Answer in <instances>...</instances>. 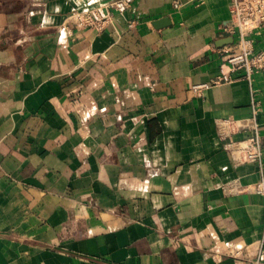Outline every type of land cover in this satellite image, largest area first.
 <instances>
[{"label":"crops","instance_id":"1","mask_svg":"<svg viewBox=\"0 0 264 264\" xmlns=\"http://www.w3.org/2000/svg\"><path fill=\"white\" fill-rule=\"evenodd\" d=\"M107 1L0 0V264H264V70L261 160L235 164L253 130L218 125L254 116L249 81L193 89L234 42L231 0L80 22Z\"/></svg>","mask_w":264,"mask_h":264},{"label":"built area","instance_id":"2","mask_svg":"<svg viewBox=\"0 0 264 264\" xmlns=\"http://www.w3.org/2000/svg\"><path fill=\"white\" fill-rule=\"evenodd\" d=\"M132 0H111L99 3L83 12H78L80 22L92 25L98 29L104 28L112 20L114 10L123 11ZM177 6L180 2L175 3ZM231 20L223 29L234 36V42L228 49H223L224 61L220 73L209 82L195 84L193 89L201 90L214 84L229 82L245 78L251 85L252 106L254 116L251 118L228 119L219 118L218 125L222 133L230 134L236 128H251L253 131L244 141H233L230 144V153L235 164L248 160H261L263 154L261 135L258 129L257 116L262 109L253 87L254 74L264 70V49H256L254 40L250 36L253 28L264 25V0H231ZM255 188L264 194V178L260 179ZM238 247L233 251L240 254ZM264 258V236L260 241L258 259Z\"/></svg>","mask_w":264,"mask_h":264}]
</instances>
